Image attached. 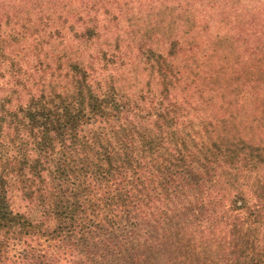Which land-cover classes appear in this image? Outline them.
Here are the masks:
<instances>
[{"label":"rangeland","instance_id":"rangeland-1","mask_svg":"<svg viewBox=\"0 0 264 264\" xmlns=\"http://www.w3.org/2000/svg\"><path fill=\"white\" fill-rule=\"evenodd\" d=\"M80 89L124 106L106 135L138 153L153 202L142 213L203 211L200 229L188 211L186 225L158 231L152 264H264V212L253 215L264 209V0H0V168L13 210L40 214L13 171L15 112ZM190 181L200 190L185 193Z\"/></svg>","mask_w":264,"mask_h":264},{"label":"trees","instance_id":"trees-1","mask_svg":"<svg viewBox=\"0 0 264 264\" xmlns=\"http://www.w3.org/2000/svg\"><path fill=\"white\" fill-rule=\"evenodd\" d=\"M87 94L85 99L80 89L77 98L34 99L21 110L22 117L15 112L9 123L10 144L17 149L13 171L24 199L40 214L37 219L11 208L8 181L0 168V264H152L158 231L169 234V228L186 225L184 212H196L183 208L156 216L140 211L143 198L149 205L153 202L151 191L139 187L138 153L125 144V134L106 135L112 124H120L124 106L111 107ZM109 138L121 139V151L111 148ZM186 186L185 193L201 187L193 181ZM179 200L174 208L185 199ZM194 200L199 209L204 207L203 200ZM240 202H234L236 211L246 209ZM195 216L202 223L197 219L193 229H200L203 211ZM165 238L168 242L169 235Z\"/></svg>","mask_w":264,"mask_h":264}]
</instances>
